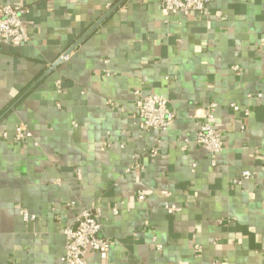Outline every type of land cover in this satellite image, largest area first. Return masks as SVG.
Listing matches in <instances>:
<instances>
[{"label": "crops", "instance_id": "1", "mask_svg": "<svg viewBox=\"0 0 264 264\" xmlns=\"http://www.w3.org/2000/svg\"><path fill=\"white\" fill-rule=\"evenodd\" d=\"M0 2L27 10L29 35L0 42V264H65L62 230L93 207L110 249L88 264H264V0L188 15L159 0ZM135 89L169 99L166 129L139 128ZM200 109L223 139L215 167L183 141ZM19 124L28 142L2 137Z\"/></svg>", "mask_w": 264, "mask_h": 264}, {"label": "built area", "instance_id": "2", "mask_svg": "<svg viewBox=\"0 0 264 264\" xmlns=\"http://www.w3.org/2000/svg\"><path fill=\"white\" fill-rule=\"evenodd\" d=\"M210 0H159L160 6L169 14L181 13L188 15L192 12L205 14ZM27 13L25 8H15L9 4L0 2V42L13 46H19L28 41L29 35L23 17ZM68 56H61L60 59L65 60ZM239 70L238 66L233 67ZM57 92L62 89L60 80L56 83ZM135 96V113L134 116L138 121V126L142 130L166 129L176 118V113L169 103V99L161 94L152 93L143 95L139 89L134 90ZM231 108L235 111L239 107L232 103ZM204 122L199 125L198 130L191 137H186L183 141L189 143L193 141L197 146L205 149L211 155L210 163L213 167L217 165L215 155L223 149V139L217 128L211 123L213 118L209 109H200ZM244 115H248V110L243 111ZM2 137L5 140L10 139L14 143H26L31 139L32 133L26 125L19 124L15 127L12 136L4 132ZM147 154L155 157L158 152L155 148L150 149ZM137 159L133 163L132 168L142 169ZM252 177V173L248 170L241 172L240 177L232 180L233 184H241L243 180ZM143 196H138L142 199ZM71 206L73 202L69 203ZM167 213L180 211L176 205H165ZM113 214L119 213L118 205L112 208ZM25 221L34 220L35 216L23 211ZM102 231V209L101 207L82 208L74 215L73 223L63 228L62 233L65 237L64 253L60 257V261L65 264H88L87 254L96 253L101 259L108 256L110 249V240L101 234ZM161 245H156L157 250H161Z\"/></svg>", "mask_w": 264, "mask_h": 264}, {"label": "water", "instance_id": "3", "mask_svg": "<svg viewBox=\"0 0 264 264\" xmlns=\"http://www.w3.org/2000/svg\"><path fill=\"white\" fill-rule=\"evenodd\" d=\"M108 14V13H107ZM107 14L106 15H104L93 27H92V29H90V31L91 30H93L103 19H104V17L105 16H107ZM90 31H88L86 34H88ZM83 39V37L81 38V39H79L78 41H76L72 46H70L65 52H64V54H63V56H68L73 50H74V48L79 44V42L81 41ZM61 62V59H59V60H57L55 63H53V65H52V67L51 68H54L55 66H57V64L58 63H60Z\"/></svg>", "mask_w": 264, "mask_h": 264}]
</instances>
